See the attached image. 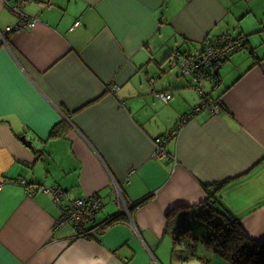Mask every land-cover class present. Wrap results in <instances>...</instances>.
<instances>
[{
    "label": "crops",
    "instance_id": "crops-1",
    "mask_svg": "<svg viewBox=\"0 0 264 264\" xmlns=\"http://www.w3.org/2000/svg\"><path fill=\"white\" fill-rule=\"evenodd\" d=\"M13 6L0 0V264H178L166 214L219 184L229 214L264 239V0H23L32 28ZM235 23L244 46L218 88L200 83L222 107L189 117L195 80L172 54ZM92 198L102 207L80 231L60 219ZM196 231L201 245L211 234Z\"/></svg>",
    "mask_w": 264,
    "mask_h": 264
},
{
    "label": "trees",
    "instance_id": "trees-1",
    "mask_svg": "<svg viewBox=\"0 0 264 264\" xmlns=\"http://www.w3.org/2000/svg\"><path fill=\"white\" fill-rule=\"evenodd\" d=\"M219 37H221V35L214 38H206L201 44L208 40L216 41ZM243 46L244 42H242L241 47H239L237 50H234L233 52L240 50ZM231 54L232 52L228 56ZM223 61L224 59H222L219 63L222 64ZM209 83L215 85L214 88L216 89L218 88L219 80L214 79ZM205 96L208 98L207 101H205ZM205 96L198 95L199 102L192 106L191 111H193V108L195 107L198 108L201 101L207 103V108L199 110L195 114H203L201 112H204L211 115L212 112L209 111V108L214 105V102L217 104L219 109H221L222 105L219 99H215L208 94ZM174 128L175 126H173L168 132H170L172 129L174 130ZM56 134H58L57 131L53 129L50 136L53 137ZM216 187L214 190L210 191L211 194L206 189L208 198H206L204 202L193 207H180L177 211H170L168 214H166L165 217L167 229L168 233L169 231L172 233V250H174V254L171 257H176L178 254L177 252L180 250L186 251L184 254H182L185 261H190V257L194 256L191 254V247H193V244L197 241V239L192 237V233L188 232L187 228L184 229L183 226L189 217H199L211 231L210 236L204 239V243L207 246L212 247L213 252H215L217 256L226 259L232 264H264V239L258 241L255 240L256 238H252L242 228L240 223H238V221L229 214L228 209L220 202L219 196L217 195L219 189H222L221 184ZM93 200L94 198H92L90 201ZM88 207L89 206H87V208ZM101 207L102 203L96 210L90 212L85 211L86 213H89L88 222L93 221L94 215L100 211ZM131 208H134V206ZM114 214L107 216L106 219L100 223L101 226H110L120 221L121 217L119 214ZM95 232H97L96 229ZM176 258H178V256ZM201 261L203 263L209 264L206 260L202 259Z\"/></svg>",
    "mask_w": 264,
    "mask_h": 264
},
{
    "label": "built area",
    "instance_id": "built-area-1",
    "mask_svg": "<svg viewBox=\"0 0 264 264\" xmlns=\"http://www.w3.org/2000/svg\"><path fill=\"white\" fill-rule=\"evenodd\" d=\"M23 2V1H22ZM18 2L15 3V7H12V11L16 12V17L18 18L19 24H26L27 27H34L36 17L28 18L25 17L24 14L21 12V3ZM17 29V28H16ZM10 31V30H9ZM7 31V32H9ZM242 39L236 38L234 40H231L226 35H223L219 37L216 41L208 40L203 44L202 51H198L196 53H190L187 50L177 52L175 51L172 54L171 61L174 65H177L179 68V73L181 75H189L195 80V83L193 84V88L200 96H205L203 92V88L201 87V82L207 80L209 82H212L214 80V70L218 66L219 62L224 59L226 56H228L231 52L236 50L242 45ZM160 99L166 103L170 96L165 93L158 95ZM207 96H205V101H207ZM207 108V103L200 102V106L198 108H193V111L188 115L189 117L192 116L195 112ZM219 107L214 102V105L209 108V111L212 113H218ZM218 111V112H217ZM215 113V114H216ZM180 124H176V127L174 130L172 129L165 137H171L176 134V129H180V127L185 123V119H181L179 121ZM158 141H156V145H158ZM26 189L30 195H33L37 190L33 187L28 186ZM43 193H48V189H44L42 191ZM87 199H80L71 205V207L66 208L63 211V214L60 219H64L65 222H70L77 226L78 231H80V228L88 222V215L89 213H86L85 211H93L96 210L101 202L100 200L94 198L93 201H86ZM87 206H89L87 208ZM92 231H95L92 230Z\"/></svg>",
    "mask_w": 264,
    "mask_h": 264
},
{
    "label": "rangeland",
    "instance_id": "rangeland-1",
    "mask_svg": "<svg viewBox=\"0 0 264 264\" xmlns=\"http://www.w3.org/2000/svg\"><path fill=\"white\" fill-rule=\"evenodd\" d=\"M236 25H237V23H235V25L230 26L229 27V32L236 31V32L239 33L242 30L241 26L237 27ZM164 50L167 51V48L165 47ZM244 52L247 53V50L241 51V53H244ZM227 67L230 68V66H227ZM172 71H173L174 74L177 73V71L174 70V69ZM167 72H169V70H167ZM220 76L223 77V71L220 72ZM205 87H206L207 91H210L211 88H212V85H210V84L208 85V83H206ZM190 113H191V110H190L189 114ZM186 115H187V113L185 114V116ZM176 123L180 124L179 122H176ZM165 136H162V137L165 138ZM45 155L46 156L44 157V162L46 163V165L48 167L52 166L54 160L49 157L50 154L48 152H45ZM21 184L24 186V188L30 189V188H27L29 186V184H30L29 181H27V180L23 181V182H21ZM198 221L199 220L193 221V222L186 221L184 226H183V228H187L188 229V232L192 233V237H194V238H196V234H197L196 227L197 226L204 227V224H200ZM190 228H192V231L190 230ZM197 244H198V241H196L193 244V247H191L192 248L191 254H193L194 256L190 257L191 258L190 261H185L184 260V257L182 256V254H184L186 252L184 250H182V254H180V253L177 254L178 258H176L177 256L176 257L174 256V261L178 262V264H200L198 261H195L197 259L196 256H198V255H195V252H197V247H198L200 252L202 253V255L199 257L200 261L203 259V260H207L210 264H232L231 262L227 261L226 259L217 256L215 252H214L215 254L213 252H210L208 250V248L205 246L204 243L202 245L201 244L197 245ZM197 253L200 255L199 252H197Z\"/></svg>",
    "mask_w": 264,
    "mask_h": 264
},
{
    "label": "water",
    "instance_id": "water-1",
    "mask_svg": "<svg viewBox=\"0 0 264 264\" xmlns=\"http://www.w3.org/2000/svg\"><path fill=\"white\" fill-rule=\"evenodd\" d=\"M238 34H239V33H235V32H233V34L226 33L225 35H226L228 38H230L231 40H234V39H236V38H237V39H238V38H241L240 36H238ZM223 35H224V34H222L221 36H223ZM202 48H203V45L200 47L199 50L202 51ZM177 50H179V49H177ZM199 50H198V51H199ZM198 51H196V52H198ZM200 51H199V52H200ZM188 52H190V51H188ZM196 52H194V53H196ZM214 75H215L216 78L219 79V76H220V74H219V68H216V69H215V71H214ZM203 92H204L205 95H207L206 91L203 90ZM20 141H21L22 143L26 144V145L29 146V147L31 146L30 143L27 142V141L24 139V136H21V137H20Z\"/></svg>",
    "mask_w": 264,
    "mask_h": 264
},
{
    "label": "clouds",
    "instance_id": "clouds-1",
    "mask_svg": "<svg viewBox=\"0 0 264 264\" xmlns=\"http://www.w3.org/2000/svg\"><path fill=\"white\" fill-rule=\"evenodd\" d=\"M204 43H205V42H204ZM204 43H203V44H204ZM203 44H201V45H203ZM241 46H242V45H241ZM241 46H240V47H241ZM237 49H238V48H237ZM237 49H236V50H237ZM175 51H177V52H181V51H185V50H174V52H175ZM187 51H188V50H187ZM174 52H173V53H174ZM190 53H192V52H190ZM226 59H227V57L224 58V60H226ZM170 64H171V63H170ZM220 65H221V64L219 63L218 66H217L216 68H219ZM175 66H176V65H175ZM178 69H179V68H178ZM214 71H215V70H214ZM214 79H218V78H216L215 75H214ZM192 89L195 91V89L193 88V84H192ZM203 90H204V89H203ZM195 92H196V91H195ZM196 93H197V92H196ZM168 133H169V132H168ZM155 142H156V141H155ZM196 205H197V204H196ZM196 205H192V206H190V207H193V206H196Z\"/></svg>",
    "mask_w": 264,
    "mask_h": 264
},
{
    "label": "bare ground",
    "instance_id": "bare-ground-1",
    "mask_svg": "<svg viewBox=\"0 0 264 264\" xmlns=\"http://www.w3.org/2000/svg\"><path fill=\"white\" fill-rule=\"evenodd\" d=\"M22 1H23V0H19V2H22ZM17 2H18V0H14V4L17 3ZM6 3H7V2H6ZM4 5H5V6H8L7 4H5V2H4ZM11 29H13V28L10 27V26H8V27L5 28V31H9V30H10V31H9V33H10V32L12 31ZM92 230H94V228H92ZM93 232L95 233V231H93Z\"/></svg>",
    "mask_w": 264,
    "mask_h": 264
},
{
    "label": "flooded vegetation",
    "instance_id": "flooded-vegetation-1",
    "mask_svg": "<svg viewBox=\"0 0 264 264\" xmlns=\"http://www.w3.org/2000/svg\"><path fill=\"white\" fill-rule=\"evenodd\" d=\"M30 187H33L32 185L29 184ZM34 188V187H33Z\"/></svg>",
    "mask_w": 264,
    "mask_h": 264
}]
</instances>
